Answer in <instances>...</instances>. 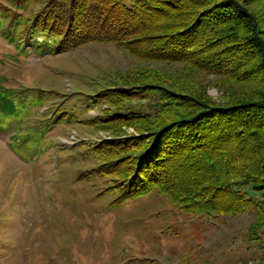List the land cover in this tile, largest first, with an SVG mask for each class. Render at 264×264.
Returning a JSON list of instances; mask_svg holds the SVG:
<instances>
[{"label":"rangeland","instance_id":"374dc122","mask_svg":"<svg viewBox=\"0 0 264 264\" xmlns=\"http://www.w3.org/2000/svg\"><path fill=\"white\" fill-rule=\"evenodd\" d=\"M39 4L30 0L25 13ZM139 53L112 41L56 52L39 37L0 33V264H257L263 250L247 234L255 211L189 215L157 188L114 203L109 174L81 176L98 163L88 145L135 132L87 119L129 103L151 111L159 98L153 89L96 103L98 90L148 81L168 96L193 85L221 101L224 87L238 85Z\"/></svg>","mask_w":264,"mask_h":264},{"label":"trees","instance_id":"16d2710c","mask_svg":"<svg viewBox=\"0 0 264 264\" xmlns=\"http://www.w3.org/2000/svg\"><path fill=\"white\" fill-rule=\"evenodd\" d=\"M8 1L0 0V33L39 37L56 52L112 41L238 84L224 87L221 101L193 85L167 97L148 81L98 90L96 103L153 89L159 98L151 111L129 103L86 118L97 126L124 122L135 132L88 145L98 163L81 176L109 174L104 190L114 193V203L157 188L189 215L255 211L247 234L263 250L257 264H264V0H40L30 13V0Z\"/></svg>","mask_w":264,"mask_h":264}]
</instances>
